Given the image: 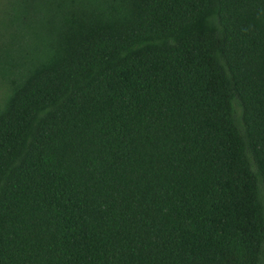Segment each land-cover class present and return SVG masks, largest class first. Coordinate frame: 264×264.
<instances>
[{
  "label": "trees",
  "instance_id": "16d2710c",
  "mask_svg": "<svg viewBox=\"0 0 264 264\" xmlns=\"http://www.w3.org/2000/svg\"><path fill=\"white\" fill-rule=\"evenodd\" d=\"M0 264H264V0H7Z\"/></svg>",
  "mask_w": 264,
  "mask_h": 264
},
{
  "label": "rangeland",
  "instance_id": "374dc122",
  "mask_svg": "<svg viewBox=\"0 0 264 264\" xmlns=\"http://www.w3.org/2000/svg\"><path fill=\"white\" fill-rule=\"evenodd\" d=\"M9 8L7 0H0V51L4 48L7 34L12 29L9 25ZM11 91L8 79L0 75V106H2Z\"/></svg>",
  "mask_w": 264,
  "mask_h": 264
}]
</instances>
